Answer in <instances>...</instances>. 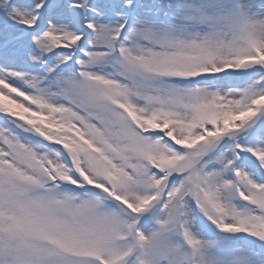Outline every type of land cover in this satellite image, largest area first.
Instances as JSON below:
<instances>
[{
	"label": "snow or ice",
	"instance_id": "obj_1",
	"mask_svg": "<svg viewBox=\"0 0 264 264\" xmlns=\"http://www.w3.org/2000/svg\"><path fill=\"white\" fill-rule=\"evenodd\" d=\"M0 264H264V0H0Z\"/></svg>",
	"mask_w": 264,
	"mask_h": 264
}]
</instances>
